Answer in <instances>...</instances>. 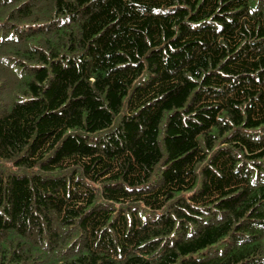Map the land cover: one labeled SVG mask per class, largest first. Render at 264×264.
<instances>
[{
    "label": "trees",
    "instance_id": "obj_1",
    "mask_svg": "<svg viewBox=\"0 0 264 264\" xmlns=\"http://www.w3.org/2000/svg\"><path fill=\"white\" fill-rule=\"evenodd\" d=\"M0 264H264V0H0Z\"/></svg>",
    "mask_w": 264,
    "mask_h": 264
}]
</instances>
